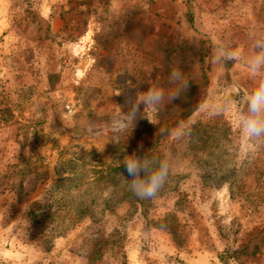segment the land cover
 <instances>
[{
  "label": "rangeland",
  "instance_id": "374dc122",
  "mask_svg": "<svg viewBox=\"0 0 264 264\" xmlns=\"http://www.w3.org/2000/svg\"><path fill=\"white\" fill-rule=\"evenodd\" d=\"M259 40L264 0H0V264H264V141L236 105L209 116L264 79L247 67ZM217 48L241 59L214 64ZM174 69L189 85L168 101ZM152 87L160 110L114 141L113 114ZM134 151L174 156L155 200L114 184Z\"/></svg>",
  "mask_w": 264,
  "mask_h": 264
},
{
  "label": "clouds",
  "instance_id": "9594fccd",
  "mask_svg": "<svg viewBox=\"0 0 264 264\" xmlns=\"http://www.w3.org/2000/svg\"><path fill=\"white\" fill-rule=\"evenodd\" d=\"M255 47L261 50L255 52L247 61V67L252 75L264 70V40L257 41ZM240 59L241 52L239 49L217 48L213 63L220 65L224 60L235 62ZM170 80L178 84V87L167 94V100L173 101L178 99L181 93L188 88L189 81L179 69H174L171 72ZM236 92L238 94V88ZM165 99V91L158 87L150 88L139 98V102L126 99V103L131 105V112L113 114L108 124L111 138L119 142L123 136L134 129L136 119L141 113V105L145 109L155 112L160 110V106ZM243 104L244 107L240 108L232 99V93L229 92L224 97H217L211 102L209 116L221 115L236 105L235 118L242 137L249 145L255 147L256 142L264 141V79L259 82L250 94L243 98ZM138 149H143V145H138ZM173 162L174 156L171 152H166L164 159H150L148 156H138L134 151L131 155H126L120 162L127 173V176L119 173L120 187L130 191L138 199L155 200L169 182L174 170ZM154 164L156 165L155 167L153 166ZM24 211L26 212L27 210L24 209Z\"/></svg>",
  "mask_w": 264,
  "mask_h": 264
},
{
  "label": "trees",
  "instance_id": "16d2710c",
  "mask_svg": "<svg viewBox=\"0 0 264 264\" xmlns=\"http://www.w3.org/2000/svg\"><path fill=\"white\" fill-rule=\"evenodd\" d=\"M188 114H189V112L186 113V115H188ZM193 129L194 130L192 131V135L190 136L191 140H193V138H198V136H199L198 134L201 135V132H203V131H200V128L197 129V127L196 128L194 127ZM226 131L228 132V129ZM135 152H136V154L138 156H148L145 153L146 151H142V152L135 151ZM153 166L155 167V165H153ZM112 171L114 172V184L115 185L120 183L119 173H123L125 176H127V173L124 171L123 164L121 166H118V167H113ZM122 193H124L123 197L134 198L136 201L140 200L137 197H135L130 191H127L125 189H122ZM228 194H229V198L232 199V195L233 194L231 193V191H228ZM43 217H44V213L38 212L37 210H34L33 207L28 212V221L32 225V227H34V228H37L38 226H41ZM169 221L170 220L168 219V216H166L162 220L158 221V224H163V226L164 225L168 226L167 230H168L169 234L174 238L175 234H176L175 233L176 231L172 228L171 222L169 223Z\"/></svg>",
  "mask_w": 264,
  "mask_h": 264
}]
</instances>
